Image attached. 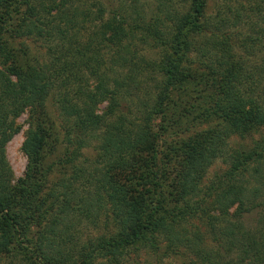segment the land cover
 Segmentation results:
<instances>
[{
    "label": "trees",
    "instance_id": "trees-1",
    "mask_svg": "<svg viewBox=\"0 0 264 264\" xmlns=\"http://www.w3.org/2000/svg\"><path fill=\"white\" fill-rule=\"evenodd\" d=\"M158 1L146 17L132 0H0V264H119L158 240L190 264H264V134L248 150L228 143L264 126V0H214L213 15L209 0ZM30 34L43 62L11 46ZM22 113L26 163L13 180L4 147ZM89 139L96 158L83 166ZM216 161L226 168L207 238L193 223ZM105 206L113 233L80 240Z\"/></svg>",
    "mask_w": 264,
    "mask_h": 264
},
{
    "label": "rangeland",
    "instance_id": "rangeland-1",
    "mask_svg": "<svg viewBox=\"0 0 264 264\" xmlns=\"http://www.w3.org/2000/svg\"><path fill=\"white\" fill-rule=\"evenodd\" d=\"M103 5L110 4L113 5V0H100ZM128 1V0H127ZM137 1L139 7L141 6V11L145 14V16H154L157 13L156 6H159L160 1L158 0H132ZM180 0H174L175 8L180 7ZM215 1L209 0L207 2V7L205 10L206 15H213ZM115 5V4H114ZM11 46L15 47V49H20L26 53V57H29L31 60L36 62H43L45 59L44 55V47L42 46L38 37L33 34L28 36H24L22 38L16 39L13 41ZM137 51L139 54H144V56L148 58H153L154 53L151 50H148L145 46H138ZM150 81L147 82V84ZM145 89L143 86L141 87ZM146 90V89H145ZM101 108V106H100ZM46 111L50 120L53 121L55 129L58 131L59 139L61 137V132L59 125L62 124V118L58 115L56 107L53 102L48 99L46 102ZM61 123V124H60ZM16 126H18V131L9 139L4 147V157L5 160L12 172L13 180L21 178L24 172V167L26 163V159L21 152V143L24 139L26 130L28 125L26 123V113L20 114V116L15 120ZM209 125H201L194 130H202L207 128ZM264 134V126L258 127L253 130L249 134L244 137H232L228 141L229 146L234 149L248 150L259 138ZM95 139L88 140V147H85L80 151V157L77 158V163L82 164L83 166H88L89 163L93 162L96 158V143ZM162 148L163 150L169 146L176 143V138L169 136L167 139H162ZM64 144L58 145L55 153H51L47 158V162L54 161L62 156ZM226 165L221 163V161L214 162L210 167L207 168L206 173L202 176L201 181L198 185V196L197 198L202 201L203 212L204 215L201 217V223H193L197 226L200 232L205 233L209 231L211 235L210 225L213 224L215 228L218 227V222L215 220L219 217V211L216 210V204H214L215 200V188L218 184L217 176L222 174L225 170ZM60 168H57L58 172ZM59 175H54L50 178L51 180H56ZM217 179V180H216ZM223 181V180H222ZM232 209H228L227 214L232 212ZM255 216L252 215L248 217V221L250 224L253 223ZM214 229V228H213ZM114 231L113 224L111 218L108 213L107 206L101 210L98 219L92 225L89 223V220L83 221L78 225L77 232L80 236V240L88 239L94 236L99 235H110ZM207 238H210L207 235ZM158 250H155V253L149 248H129L125 250L119 259V264H190L189 261L194 260L193 256L185 254V256H181L179 251L182 250L179 247L178 255L171 253L166 243L163 240H158ZM106 264V263H100Z\"/></svg>",
    "mask_w": 264,
    "mask_h": 264
}]
</instances>
